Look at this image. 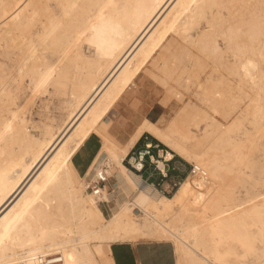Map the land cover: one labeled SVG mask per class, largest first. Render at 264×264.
Segmentation results:
<instances>
[{"label": "bare ground", "instance_id": "1", "mask_svg": "<svg viewBox=\"0 0 264 264\" xmlns=\"http://www.w3.org/2000/svg\"><path fill=\"white\" fill-rule=\"evenodd\" d=\"M1 55L0 264H115L112 243L147 235L172 243L175 264H264V0H0ZM145 69L182 104L121 143L108 114ZM21 78L31 97L65 96L41 135L11 94ZM144 132L191 165L171 195L123 162ZM92 135L85 176L110 159L133 191L109 216L105 187L86 191L72 160Z\"/></svg>", "mask_w": 264, "mask_h": 264}, {"label": "rangeland", "instance_id": "2", "mask_svg": "<svg viewBox=\"0 0 264 264\" xmlns=\"http://www.w3.org/2000/svg\"><path fill=\"white\" fill-rule=\"evenodd\" d=\"M198 32L199 30L198 28H196L191 32L192 34L190 33V35L194 37ZM218 40L220 44L223 45L221 42L222 40L219 39V37ZM84 48L86 51L87 46L85 45ZM0 59L7 61V59H5L2 55L0 56ZM136 80L135 85L130 87L131 91L129 89L126 97L122 98L108 114L112 121L110 131L121 143H123L126 138L132 133L131 129L134 130L136 124L139 123L144 117L155 121L168 119L175 114V112L177 111L176 109H178V107L182 104V100H174L175 98L173 97V94L171 92H168L169 97L171 98H168L170 101L167 99L169 104H167L166 101V105H164L162 99H164V97L168 93L165 92L164 94L162 89L154 85V83L148 77V70L145 69L141 73L140 77H138ZM9 87L11 90V94L17 104L22 106L23 116L29 120L28 128L35 135H41L45 126L47 125L56 126L64 116L66 111L65 96L63 94H54L51 86H49L48 90H46L45 92H39L32 97L29 95V84L25 78L11 81L9 83ZM184 99L185 96L183 97V100ZM200 130L201 129L199 128L192 129V131L197 136L200 135ZM146 139L151 138L147 136ZM144 141L145 139L140 142L138 147H142ZM99 146V138L96 135H92L74 154L72 159L74 164L76 165L78 176H82L83 174L85 176L84 169ZM256 150L253 156L255 157V159H257L256 164L258 166V169L254 172V175L255 177L260 178V181L261 177L264 178V147L257 151ZM154 151L155 149H153V152ZM106 158L107 157H105L103 161ZM108 160L109 163L106 168L111 167L114 170V178L111 175H108L110 177L104 184L108 202H99V207L101 208L105 216L113 214L119 207L122 206L124 202L130 199L131 195L133 194L132 189L124 181L122 173L115 166H113L110 159ZM182 160L184 159L182 158ZM184 162L187 165L186 171L189 172L191 169V165L185 160ZM99 165L101 167V164ZM97 173L98 172H96V174ZM146 173L147 172H143V175H146ZM104 175H106V173H104ZM184 175L185 173L181 174V179L184 177ZM87 177H89V174L85 176V178ZM110 183H113L114 187H112ZM258 189H263V187L259 186ZM111 190L112 192L108 193V191ZM119 191H121L120 194L117 193ZM172 192L173 190L171 191V193ZM171 193L167 195H171ZM133 212L136 214L138 225L142 229L147 230L150 227H153V224L151 225L138 209L134 208ZM155 242H165L163 244H165L168 249L174 252L173 245L170 241L157 240L155 236L147 235L141 240L132 243L128 242V246L119 249L118 253L120 255V253H122V250H125L130 254L131 248L133 249V247ZM113 244L115 243H112L111 247L113 246ZM173 256L175 257V254H173ZM247 259L251 260L253 259V257L248 255ZM253 262V264H255L256 260H253Z\"/></svg>", "mask_w": 264, "mask_h": 264}, {"label": "built area", "instance_id": "3", "mask_svg": "<svg viewBox=\"0 0 264 264\" xmlns=\"http://www.w3.org/2000/svg\"><path fill=\"white\" fill-rule=\"evenodd\" d=\"M154 148L156 152H153ZM158 150V143H154L145 137L143 146L139 148L133 146L123 159V162L128 168L138 173L143 181L154 184L155 187L165 194H170L178 185L181 176L173 177L170 175L169 171L174 167L168 164V162L172 158L166 159L164 156L159 155ZM159 159L162 161V168L158 166ZM143 172H147L146 175H143ZM109 177L108 175H104V173L93 178L87 177L86 188L94 191L96 195H100L101 188L104 187ZM101 202L105 201L100 200Z\"/></svg>", "mask_w": 264, "mask_h": 264}, {"label": "crops", "instance_id": "4", "mask_svg": "<svg viewBox=\"0 0 264 264\" xmlns=\"http://www.w3.org/2000/svg\"><path fill=\"white\" fill-rule=\"evenodd\" d=\"M149 120H151V119H149ZM145 137L147 138L146 132H144L138 138V140L134 143L133 146L136 148H139L138 145L140 144V142L143 139H145ZM148 140H151L154 143L155 142L158 143V145H159L158 153L160 152L159 155H162L165 157V153L168 152L167 147L165 145H163L161 142H159L158 140H156V141H154L152 139H148ZM154 152H156V149ZM95 153H94V155H95ZM93 156H92V158H93ZM169 158H172V159L168 162V164H170L172 167H174V168H171L169 171L171 176L176 177V176H181V174H184V173H185V175L187 174V172H188V171H186L187 165L184 162V160H182V158H180L179 155L172 153ZM91 159H90V161H91ZM90 161H89V163H90ZM88 164L86 165V167L88 166ZM74 166L76 168L75 164H74ZM86 167H85V169H86ZM85 169H84V171H85ZM76 170H77V168H76ZM104 173H106V175H111L114 178V170L111 167L106 168ZM185 175H184V177H185ZM152 180H154V179H152ZM112 187H114L113 183H112ZM109 192L111 193L112 190L108 191V193ZM117 193L120 194L121 191H119ZM106 202H108V201H106ZM127 243L128 242H115V244H113V246L111 247V251H112V255H113L115 264H175V257L173 256L174 252H172V250L168 249L167 246L165 244H163L165 242H155V243H148V244H144V245H138L136 247H133V249L131 248L130 254L128 252H126L125 250H122V253H120V255H119V253H118L119 249H122V248L128 246Z\"/></svg>", "mask_w": 264, "mask_h": 264}, {"label": "trees", "instance_id": "5", "mask_svg": "<svg viewBox=\"0 0 264 264\" xmlns=\"http://www.w3.org/2000/svg\"><path fill=\"white\" fill-rule=\"evenodd\" d=\"M146 135L149 136L152 140L156 141V139H155L154 137H152L151 135H149V134H147V133H146ZM162 146H163V145H162Z\"/></svg>", "mask_w": 264, "mask_h": 264}]
</instances>
